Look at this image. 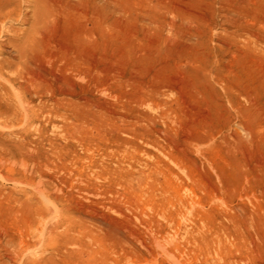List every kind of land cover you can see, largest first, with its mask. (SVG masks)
<instances>
[{
	"label": "rangeland",
	"instance_id": "374dc122",
	"mask_svg": "<svg viewBox=\"0 0 264 264\" xmlns=\"http://www.w3.org/2000/svg\"><path fill=\"white\" fill-rule=\"evenodd\" d=\"M241 1H135V47L119 57L110 27L90 31L91 58L68 70L82 105L53 99L56 83L33 80L35 63L13 46L0 53V188L39 171L73 220L59 239L90 241L81 264H264V0ZM27 27L8 20L0 39ZM60 53L47 49L45 67ZM176 61L184 79L198 64L206 80L175 81ZM19 203H0L2 235L28 230L1 216ZM5 241L0 264H15Z\"/></svg>",
	"mask_w": 264,
	"mask_h": 264
},
{
	"label": "bare ground",
	"instance_id": "6f19581e",
	"mask_svg": "<svg viewBox=\"0 0 264 264\" xmlns=\"http://www.w3.org/2000/svg\"><path fill=\"white\" fill-rule=\"evenodd\" d=\"M135 1L137 0H0V32L4 31V24L8 20L28 25L20 35L13 34L12 37L0 39V53L5 47L13 46L21 60L35 63L36 69L31 73L33 80H50L56 83L55 89L50 90L53 99L58 95L63 99L74 97L78 104L82 105L86 102V96L75 90L68 70L75 64L84 67L91 58L88 51L90 31L101 36L104 29L110 27L115 39L118 40L115 48L119 57H122L124 49L131 50L135 47L132 32ZM140 1L146 4L165 0ZM254 1L242 0L241 3L255 4ZM146 6L148 9L149 5ZM151 21L154 22L149 19V22ZM52 46L61 52L63 60L59 65L56 62L52 65L50 60L48 62L50 67H45L43 53ZM42 47L43 53H40ZM189 52L197 53L195 48H191ZM260 59L256 57L255 61ZM174 69L175 81H186L190 84L194 82L193 76L200 81L206 80L198 64H193L192 76L190 75L187 80L182 75L183 69L178 61L175 62ZM247 117V124L250 125V115ZM245 131H248L247 126H244L243 134ZM238 135L239 139L244 138L242 134ZM39 173L37 170L24 171L21 179L12 181L13 187L9 191L0 188V203L20 202V205L3 207L1 216L5 219L23 218L29 225L28 230L24 232L18 228L6 230L4 235L0 233V238L4 236L2 239H6V244L13 247L15 264H81L83 258L79 251L88 247L90 241L85 242L81 237L78 239L77 248L68 249L65 238L59 239L57 231L68 226L67 224L73 220L59 217L62 209L57 210L58 194L55 187L48 181L44 184ZM66 211L69 212V209ZM77 213V217L72 218L78 219L79 223H84L85 219L90 218L105 225L111 239L118 238L122 233L120 227L111 219L101 215L87 216L79 211ZM27 250L39 252L40 259L30 260Z\"/></svg>",
	"mask_w": 264,
	"mask_h": 264
}]
</instances>
